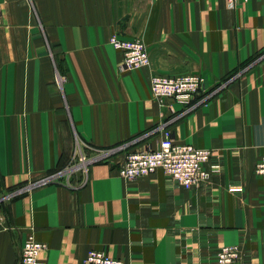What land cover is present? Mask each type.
Returning a JSON list of instances; mask_svg holds the SVG:
<instances>
[{
  "label": "crops",
  "instance_id": "crops-1",
  "mask_svg": "<svg viewBox=\"0 0 264 264\" xmlns=\"http://www.w3.org/2000/svg\"><path fill=\"white\" fill-rule=\"evenodd\" d=\"M142 39L146 66L123 71L110 37ZM195 73L212 95L161 104L151 77ZM172 106V107H171ZM212 148L207 182L185 188L162 168L127 180L131 150ZM78 142L125 145L82 186L35 184ZM264 0H0V264H18L33 233L45 264H208L222 245L264 264Z\"/></svg>",
  "mask_w": 264,
  "mask_h": 264
},
{
  "label": "built area",
  "instance_id": "built-area-1",
  "mask_svg": "<svg viewBox=\"0 0 264 264\" xmlns=\"http://www.w3.org/2000/svg\"><path fill=\"white\" fill-rule=\"evenodd\" d=\"M235 4L238 0H230ZM111 44L122 54L121 69L128 71L150 62L147 44L140 38H122L114 33L110 37ZM151 90L155 99L161 104L168 100L177 101L191 109L197 105V97L202 94V100L210 97L212 91L205 88L203 76L195 73L169 75L153 74ZM172 107V106H171ZM125 145L111 147H93L87 143L78 142L73 156L68 164L58 168L35 184L59 182L68 186H82L89 181L92 165L107 161L113 154L121 151ZM215 155L212 148H200L191 143L178 142L169 128L164 129L163 138L156 146L126 153L124 162L119 166V175L127 180H134L149 175L162 168L165 174L178 185L192 188L207 182L213 172L220 170L218 162L209 165ZM255 171L264 175V155L258 160ZM5 228L0 220V231ZM48 248L47 243L39 241L33 233L26 238L22 247L18 264H45L41 253ZM91 264H125L122 258L109 254L104 249L91 248L84 259ZM208 264H253V261L243 260L238 244L222 245L213 260Z\"/></svg>",
  "mask_w": 264,
  "mask_h": 264
}]
</instances>
